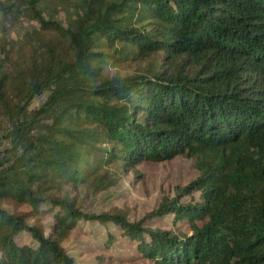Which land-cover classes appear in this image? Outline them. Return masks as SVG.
I'll use <instances>...</instances> for the list:
<instances>
[{"label": "trees", "instance_id": "trees-1", "mask_svg": "<svg viewBox=\"0 0 264 264\" xmlns=\"http://www.w3.org/2000/svg\"><path fill=\"white\" fill-rule=\"evenodd\" d=\"M78 1L70 28L23 1L71 58L32 63L11 106L0 28V264H77L62 244L80 221L117 229L152 264H264V0ZM147 61L141 74L104 72ZM176 157L196 176L146 217L172 215L188 234L77 207L89 182Z\"/></svg>", "mask_w": 264, "mask_h": 264}, {"label": "rangeland", "instance_id": "rangeland-1", "mask_svg": "<svg viewBox=\"0 0 264 264\" xmlns=\"http://www.w3.org/2000/svg\"><path fill=\"white\" fill-rule=\"evenodd\" d=\"M23 1L10 0L11 11L4 16L0 13V28L3 26L8 33L6 44L8 59L2 65L9 77L4 91L6 103L10 106L17 100L14 92L17 81L25 80V73L31 68L32 63L39 66L48 58L66 60L71 58L66 42L50 32L41 31L30 19ZM78 4V0H36V9L44 20L55 21L64 28H70L79 12ZM150 65V61L138 65L124 64L115 69L105 68L104 72L109 77L115 75L128 77L146 72ZM44 96L43 94L33 99L29 108L36 107L43 101ZM4 120L0 112V129L5 125ZM3 146L5 147V144L0 147ZM136 169V175L128 173L115 183L110 182L113 179L103 183L89 182L87 188H80L74 194L77 197V207L87 215L117 211L124 214L129 222L140 221L147 228L188 234V225L179 221L173 223L172 215L159 220L146 216L162 198L169 199L173 196L174 187L184 186L195 178L196 172L191 161L184 157H176L160 163L143 162ZM68 194L73 195L71 192ZM191 197L196 199L197 193ZM188 199L183 198L181 202L187 203ZM3 208L8 213L15 209L11 205ZM18 211L24 212L27 208L21 207ZM28 222L32 223L30 220ZM45 222L48 224L49 218H45ZM108 235L112 237L111 243L107 242ZM62 247L77 264H152L142 260L136 253L134 245L122 239L117 229L110 225L80 221L77 223V229L70 232Z\"/></svg>", "mask_w": 264, "mask_h": 264}]
</instances>
